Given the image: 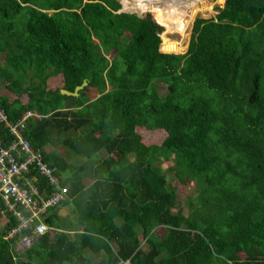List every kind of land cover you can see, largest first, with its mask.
<instances>
[{
    "label": "trees",
    "instance_id": "16d2710c",
    "mask_svg": "<svg viewBox=\"0 0 264 264\" xmlns=\"http://www.w3.org/2000/svg\"><path fill=\"white\" fill-rule=\"evenodd\" d=\"M218 2L0 0V108L39 114L22 135L51 174L27 176L42 198L65 188L22 251L28 231L3 237L17 220L0 211V264H264V0ZM190 22L183 44L165 33ZM190 182L184 214L176 190Z\"/></svg>",
    "mask_w": 264,
    "mask_h": 264
},
{
    "label": "built area",
    "instance_id": "2783aa9c",
    "mask_svg": "<svg viewBox=\"0 0 264 264\" xmlns=\"http://www.w3.org/2000/svg\"><path fill=\"white\" fill-rule=\"evenodd\" d=\"M30 117L38 118L39 114L26 109L15 120H9L6 113L0 108V122L9 134L8 141L2 145L0 138V200L3 211H9L15 216L17 222L7 229L3 237L10 238L20 230H27L16 241L19 251H22L32 239L49 227L42 220L46 213V208L61 199L64 187L53 192L46 198L38 195L33 179L35 176H27V172L32 168L40 174L49 177L51 168L41 159L40 150L34 147L30 141L22 135ZM38 195V201L35 199ZM19 207H16V206ZM4 215L5 221L8 217ZM19 243L23 244L22 248ZM15 256H13L14 258ZM119 264H129L128 260H120Z\"/></svg>",
    "mask_w": 264,
    "mask_h": 264
},
{
    "label": "rangeland",
    "instance_id": "374dc122",
    "mask_svg": "<svg viewBox=\"0 0 264 264\" xmlns=\"http://www.w3.org/2000/svg\"><path fill=\"white\" fill-rule=\"evenodd\" d=\"M117 1L119 2L120 0H117ZM169 1L170 0H141L140 1L141 4L140 5H137V7L133 8V9H136V8H139V9H141V8L154 9V7L156 5L158 7H164V6H166V4ZM208 1L211 4V8H212L213 5H217L218 6V4H219L218 0H208ZM119 8H120L121 11H123L121 9V5H120ZM48 11H50V10H48ZM124 12H127V11L124 10ZM214 14H215L214 12L212 14H201L200 12H197L195 15L202 16V17H209V16H214ZM194 17H196V16H194ZM191 22L187 25V28H185V30H186L187 33L184 36H181L176 31H171V32L166 31L165 33L167 34L168 38H170L171 40L180 41V44H183V43L186 42V40L188 38V35H189V32H190ZM163 31H164V29H163ZM165 50L166 51H176V50H171V49H165ZM179 51L182 52L183 50H180L179 49ZM0 56H1V54H0ZM48 83H49V86H51V87L58 86L60 84V78H59V76L58 75H55L54 77H51L48 80ZM105 86H106V88H108L109 87V84L106 83ZM154 86H155L157 92L160 93V94H164V92L166 91V88H165V84L164 83L154 82ZM92 91L94 92V94L95 93L98 94L97 92H99V89L98 88L96 89L95 87H91V86H88L86 88V93L88 94V97H89L90 100L93 99V97H94L90 93ZM4 92H5L4 87L0 86V93H4ZM95 96H97V95H95ZM69 102H70V100L67 103H69ZM137 129L140 130L141 135H144V136L147 137L148 132L147 131L145 132L146 129H142V128H137ZM150 131H152L151 132V137H153V138L151 140H149L148 138H145L146 141L158 142L161 139V137H162V133L160 132V130H150ZM58 152L61 155H63L67 159V161H69V160L78 161L80 159L79 157H73V156H71L70 153L68 151L64 150L63 148H59L58 147ZM97 153H98V155L100 157H102L105 154L103 151H98ZM169 157H168V159L159 158V160H157L155 162L161 166L162 170H165L166 171L167 165L171 164V162H172ZM168 174H169V172H168ZM176 192L179 195V199H180V204H179V207L178 208H179V210H181L182 213L186 214L187 209H188V207H187L188 206V204H187L188 200H187V197L186 196L188 194L193 195L195 193V191L192 190V182H190V184H188V186L178 188L176 190ZM64 209L62 208L60 210L61 214H64L67 211L66 207ZM4 221H5V218H4V215L2 214V215H0V227L4 223ZM19 245L22 248V245L23 244L19 243ZM139 245L142 246L143 245L142 242H140ZM116 264H118V263H116Z\"/></svg>",
    "mask_w": 264,
    "mask_h": 264
},
{
    "label": "water",
    "instance_id": "95a60500",
    "mask_svg": "<svg viewBox=\"0 0 264 264\" xmlns=\"http://www.w3.org/2000/svg\"><path fill=\"white\" fill-rule=\"evenodd\" d=\"M118 11H121L120 9ZM87 81L86 79H82L79 84L74 85L73 89L71 91L60 88L59 92L66 95H72L76 96L78 94V90L82 89L86 85Z\"/></svg>",
    "mask_w": 264,
    "mask_h": 264
},
{
    "label": "bare ground",
    "instance_id": "6f19581e",
    "mask_svg": "<svg viewBox=\"0 0 264 264\" xmlns=\"http://www.w3.org/2000/svg\"><path fill=\"white\" fill-rule=\"evenodd\" d=\"M122 7L121 9L124 11H130L132 9H126V7L130 6L131 4H133L135 2V0H120ZM60 184V183H59ZM58 185V184H57ZM53 186V185H52ZM51 186V187H52ZM42 187V186H41ZM47 187V186H46ZM39 188V187H38ZM38 191V190H37ZM10 241V240H9Z\"/></svg>",
    "mask_w": 264,
    "mask_h": 264
},
{
    "label": "flooded vegetation",
    "instance_id": "af4514ba",
    "mask_svg": "<svg viewBox=\"0 0 264 264\" xmlns=\"http://www.w3.org/2000/svg\"><path fill=\"white\" fill-rule=\"evenodd\" d=\"M118 4H119V7H120V2H118ZM119 7H118V9H120Z\"/></svg>",
    "mask_w": 264,
    "mask_h": 264
},
{
    "label": "clouds",
    "instance_id": "9594fccd",
    "mask_svg": "<svg viewBox=\"0 0 264 264\" xmlns=\"http://www.w3.org/2000/svg\"><path fill=\"white\" fill-rule=\"evenodd\" d=\"M118 11V10H117ZM122 260H125V259H122ZM128 260V259H127ZM129 262V261H128ZM119 264V263H118ZM130 264V263H129Z\"/></svg>",
    "mask_w": 264,
    "mask_h": 264
}]
</instances>
